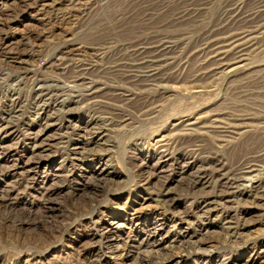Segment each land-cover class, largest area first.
Instances as JSON below:
<instances>
[{
    "label": "rangeland",
    "instance_id": "rangeland-1",
    "mask_svg": "<svg viewBox=\"0 0 264 264\" xmlns=\"http://www.w3.org/2000/svg\"><path fill=\"white\" fill-rule=\"evenodd\" d=\"M263 150L264 0H0V264H264Z\"/></svg>",
    "mask_w": 264,
    "mask_h": 264
},
{
    "label": "bare ground",
    "instance_id": "bare-ground-1",
    "mask_svg": "<svg viewBox=\"0 0 264 264\" xmlns=\"http://www.w3.org/2000/svg\"><path fill=\"white\" fill-rule=\"evenodd\" d=\"M256 21V20H255ZM250 24V23H249ZM214 34V33H213ZM218 50V49H217ZM207 52V51H206ZM235 52V51H234ZM238 54V53H237ZM209 55V54H208ZM207 55V56H208ZM219 56V55H218ZM244 57V56H243ZM216 58V57H215ZM212 61V60H211ZM242 61V60H241ZM222 62V61H221ZM211 64V63H210ZM216 64V63H215ZM218 64V63H217ZM233 66V65H232ZM219 67V66H218ZM222 68V67H221ZM224 68V67H223ZM219 70V69H218ZM217 72V70H215ZM213 72V71H212ZM202 79V78H201ZM196 80V79H195ZM262 150V149H261ZM264 151V150H263ZM255 161V160H254ZM258 163V162H257ZM259 164V163H258ZM243 166V165H242ZM249 166V165H248ZM237 169V168H236ZM246 170V169H245ZM236 171V170H235ZM239 171V170H238ZM243 172V171H242ZM216 173V172H215ZM241 173V172H240ZM209 174V173H208ZM246 174V173H245ZM243 175V174H242ZM241 176V175H240ZM236 178V177H235ZM230 181V180H229ZM238 184V182H237ZM229 189V188H228Z\"/></svg>",
    "mask_w": 264,
    "mask_h": 264
}]
</instances>
